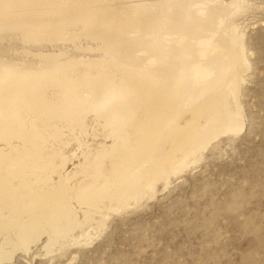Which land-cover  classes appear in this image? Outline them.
<instances>
[{
    "label": "bare ground",
    "instance_id": "1",
    "mask_svg": "<svg viewBox=\"0 0 264 264\" xmlns=\"http://www.w3.org/2000/svg\"><path fill=\"white\" fill-rule=\"evenodd\" d=\"M250 8L0 0V264L92 245L252 129Z\"/></svg>",
    "mask_w": 264,
    "mask_h": 264
},
{
    "label": "rangeland",
    "instance_id": "2",
    "mask_svg": "<svg viewBox=\"0 0 264 264\" xmlns=\"http://www.w3.org/2000/svg\"><path fill=\"white\" fill-rule=\"evenodd\" d=\"M249 3L239 22L252 51V129L147 206L115 217L92 245L53 257L34 248L5 264H264V0Z\"/></svg>",
    "mask_w": 264,
    "mask_h": 264
},
{
    "label": "snow or ice",
    "instance_id": "3",
    "mask_svg": "<svg viewBox=\"0 0 264 264\" xmlns=\"http://www.w3.org/2000/svg\"><path fill=\"white\" fill-rule=\"evenodd\" d=\"M240 7H247V5L246 4H241Z\"/></svg>",
    "mask_w": 264,
    "mask_h": 264
}]
</instances>
